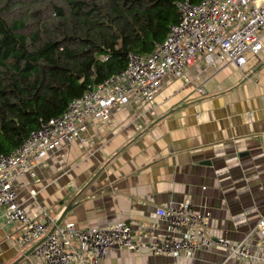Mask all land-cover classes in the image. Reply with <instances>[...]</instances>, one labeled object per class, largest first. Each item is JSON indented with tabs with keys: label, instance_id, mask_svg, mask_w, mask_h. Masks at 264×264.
<instances>
[{
	"label": "crops",
	"instance_id": "0c3cea01",
	"mask_svg": "<svg viewBox=\"0 0 264 264\" xmlns=\"http://www.w3.org/2000/svg\"><path fill=\"white\" fill-rule=\"evenodd\" d=\"M261 42L250 68L198 57L181 78L165 80L152 105L130 99L93 121L81 140L62 143L13 180L17 205L36 222L53 218L47 233L68 208L59 225L124 222L136 240L149 241L166 234L157 209L186 202L210 213L213 241L244 239L264 215V33ZM3 212L0 264H33L39 242L18 245L21 226L5 224ZM248 245L263 256L260 236ZM100 264L239 263L213 246L177 258L109 250Z\"/></svg>",
	"mask_w": 264,
	"mask_h": 264
},
{
	"label": "built area",
	"instance_id": "2783aa9c",
	"mask_svg": "<svg viewBox=\"0 0 264 264\" xmlns=\"http://www.w3.org/2000/svg\"><path fill=\"white\" fill-rule=\"evenodd\" d=\"M176 7L181 15L179 23L169 28L165 40L148 57L130 53L125 70L88 88L82 97L70 102L61 116L41 122L18 148L0 156L3 219L5 224L21 226L18 245L39 242L32 251L33 264H100L109 250L177 258L213 246L224 252L225 262L264 264V215L241 241L222 238L215 242L209 234L210 213L182 202L157 209V216L166 224L164 236L138 241L131 226L124 222L97 229H77L66 223L55 226L48 235L53 218L45 213L43 220L36 222L16 203L13 180L30 174L32 166L62 143L81 140L93 121L105 122L113 109L130 99L152 105L165 80L181 78L185 67L194 64L198 57L207 65L222 60L242 70L263 49L264 0H199L195 4L183 1ZM254 234L261 238V257L255 256L248 245Z\"/></svg>",
	"mask_w": 264,
	"mask_h": 264
},
{
	"label": "trees",
	"instance_id": "16d2710c",
	"mask_svg": "<svg viewBox=\"0 0 264 264\" xmlns=\"http://www.w3.org/2000/svg\"><path fill=\"white\" fill-rule=\"evenodd\" d=\"M199 0H0V156L88 88L148 57Z\"/></svg>",
	"mask_w": 264,
	"mask_h": 264
},
{
	"label": "water",
	"instance_id": "95a60500",
	"mask_svg": "<svg viewBox=\"0 0 264 264\" xmlns=\"http://www.w3.org/2000/svg\"><path fill=\"white\" fill-rule=\"evenodd\" d=\"M67 210H68V208L62 213V215H61V217L59 218V220L57 221V223H56V225H59L61 222H62V220H63V218H64V215H65V213L67 212ZM53 230H54V228L48 233V235H50L52 232H53ZM39 244V243H38ZM37 244V245H38ZM33 249H34V247L32 248V250L31 251H33ZM30 251V252H31ZM29 254V253H28ZM28 254H26L25 255V257L26 256H28ZM23 259V257L20 259V260H22ZM20 260H17V262H14L13 264H17Z\"/></svg>",
	"mask_w": 264,
	"mask_h": 264
},
{
	"label": "rangeland",
	"instance_id": "374dc122",
	"mask_svg": "<svg viewBox=\"0 0 264 264\" xmlns=\"http://www.w3.org/2000/svg\"><path fill=\"white\" fill-rule=\"evenodd\" d=\"M252 63H253V61H252V59H250L248 64H247V67L250 68ZM73 243H74V241H73Z\"/></svg>",
	"mask_w": 264,
	"mask_h": 264
}]
</instances>
